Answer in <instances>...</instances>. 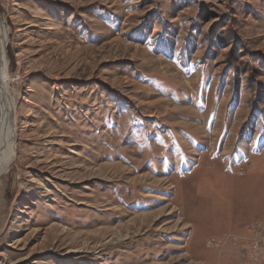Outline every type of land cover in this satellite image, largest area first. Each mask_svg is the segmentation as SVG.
I'll use <instances>...</instances> for the list:
<instances>
[{
    "label": "rangeland",
    "instance_id": "374dc122",
    "mask_svg": "<svg viewBox=\"0 0 264 264\" xmlns=\"http://www.w3.org/2000/svg\"><path fill=\"white\" fill-rule=\"evenodd\" d=\"M0 37V264H264V0H0Z\"/></svg>",
    "mask_w": 264,
    "mask_h": 264
},
{
    "label": "bare ground",
    "instance_id": "6f19581e",
    "mask_svg": "<svg viewBox=\"0 0 264 264\" xmlns=\"http://www.w3.org/2000/svg\"><path fill=\"white\" fill-rule=\"evenodd\" d=\"M7 61L0 37V176L7 170L15 142L14 114L9 99V83L6 77Z\"/></svg>",
    "mask_w": 264,
    "mask_h": 264
},
{
    "label": "built area",
    "instance_id": "2783aa9c",
    "mask_svg": "<svg viewBox=\"0 0 264 264\" xmlns=\"http://www.w3.org/2000/svg\"><path fill=\"white\" fill-rule=\"evenodd\" d=\"M256 252V251H255Z\"/></svg>",
    "mask_w": 264,
    "mask_h": 264
}]
</instances>
